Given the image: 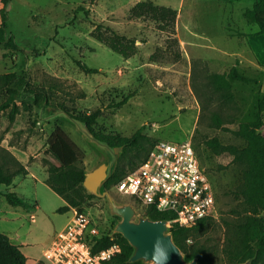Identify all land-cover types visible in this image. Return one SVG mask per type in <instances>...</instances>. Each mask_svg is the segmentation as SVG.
Here are the masks:
<instances>
[{
  "label": "rangeland",
  "instance_id": "1",
  "mask_svg": "<svg viewBox=\"0 0 264 264\" xmlns=\"http://www.w3.org/2000/svg\"><path fill=\"white\" fill-rule=\"evenodd\" d=\"M138 1L11 0L8 6L7 32L18 48L0 47V75H10L7 83L0 81V104L12 87L18 88L17 96L24 97L25 104L15 101L20 112L11 123V106L0 111V161L7 152L26 169L11 186H0V232L14 243H23L25 254L42 258L45 264L52 263L43 258L44 250L70 218L57 212L63 200L44 183L43 152L49 135L61 127L82 150L79 165L85 170L97 156L70 124L40 118L41 89L51 105L61 104L77 117L97 112L92 125L96 133L131 137L142 128V134L153 140H191L212 183L216 203L209 227L191 232L183 244L188 252L204 247L216 264H228L223 254L225 238L232 224L243 216V203L235 195L241 166L231 163L228 153L212 154L202 142L217 138L224 145L242 147L233 131L240 122L253 119L257 99L264 94V38L255 36L258 28L247 23L243 15L256 0H151L177 11L179 58L171 53L177 46L166 49L167 35L158 31L154 22L129 18L130 8ZM97 25L134 39L136 54L124 59L95 40L90 33ZM153 53L156 55L150 59ZM76 61L98 73H83ZM235 62L239 73L253 82L232 83L237 120L211 128L208 117L200 119L196 90L203 88L208 75ZM50 84L57 89L51 90ZM214 103L227 112L222 102L214 98ZM142 154L132 153V163ZM119 159L126 166L125 173L131 172L133 168L123 159L122 150L117 163ZM7 192H14L29 207L10 206L4 197ZM110 194L118 202L129 203V198L114 188ZM83 213L90 220V228L96 230L95 235L86 237L91 250L92 238L111 232L117 217L109 213L104 199L95 197L86 202Z\"/></svg>",
  "mask_w": 264,
  "mask_h": 264
},
{
  "label": "trees",
  "instance_id": "2",
  "mask_svg": "<svg viewBox=\"0 0 264 264\" xmlns=\"http://www.w3.org/2000/svg\"><path fill=\"white\" fill-rule=\"evenodd\" d=\"M11 0H0V47L17 49L18 45L14 37L7 32L8 6ZM244 18L247 23L253 24L258 28L255 36L264 38V0H256L244 11ZM129 18L146 19L154 22L158 31L167 35L168 50L171 46H177L173 57L179 58V44L175 37V24L177 11L165 6L154 4L151 0H141L136 2L129 10ZM90 35L105 45L112 52L128 59L136 54L135 40L120 36L108 27L97 25L91 31ZM156 53L150 55V59L155 57ZM77 67L85 74H96L98 70L87 67L80 61H76ZM10 75H0V81L8 82ZM55 81L53 78H49ZM238 81L241 83H251L252 79L243 76L237 70V63L221 67L216 72L207 76L205 85L201 90H196L198 101L201 105L200 119L208 117L209 127L221 128L224 124H233L237 120L238 108L234 101L232 92V83ZM20 86V85H19ZM24 87L21 86V88ZM51 90L57 89L55 84H50ZM41 89V88H40ZM7 99L0 104V111L11 106L8 113L9 122L20 112V108L15 101L18 99L25 104V98L17 96L18 88H9ZM43 94L40 97L41 105H50L61 108L70 114L81 124L86 125L94 139L105 144L110 150L116 147H122V157L130 161V166L135 168L147 157L149 151L158 140L142 134V128L136 130L131 137H121L118 135H104L94 132L92 125L95 123L97 112L89 115L75 116L69 113L61 104L51 105L44 96L45 92L41 89L38 92ZM209 93V95H208ZM131 97H125L120 104L123 105ZM38 98V96H37ZM214 98L222 102L226 108L213 104ZM264 112V94L257 99L256 112L251 121L240 122L237 130L233 131L242 142L243 146L224 145L217 138L205 139L202 144L204 148L214 155L228 153L232 156L231 163L241 166V180L236 188L235 195L243 203V216L240 222L232 224L230 233L225 238L223 254L228 264H241L247 259L252 258V264H264V121L262 113ZM225 115V117H223ZM143 152L138 157V161L132 163L131 154L134 152ZM44 163L46 165L47 177L45 184L58 195L66 204L57 209L60 214L67 213L72 208L83 212V207L89 199L95 196L89 194L83 187L85 168L79 165L83 152L74 142H72L61 127L57 126L49 135L47 147L43 152ZM126 166L119 159L113 175L106 182V189L111 193L114 185L125 175ZM20 174H25L23 165L9 153H4V158L0 161V186H11L14 178ZM6 202L12 207H29L25 201L18 197L14 192L4 194ZM96 198V197H95ZM143 215L150 216L153 220H170L167 214L157 213L154 209H145L134 202L128 200ZM211 218H204L198 221L190 228H181L175 225L171 226V232L176 245L185 253L186 260L197 258L199 264H216L204 247L194 248L188 252L183 244L191 232H201L206 230ZM116 244L120 252L100 264H142L141 262L129 263L128 258L131 255L132 248L120 234L109 233L101 234L99 237L92 238V254L100 250H105ZM23 243H14L5 233L0 232V264H45L41 260H36L22 251Z\"/></svg>",
  "mask_w": 264,
  "mask_h": 264
},
{
  "label": "built area",
  "instance_id": "3",
  "mask_svg": "<svg viewBox=\"0 0 264 264\" xmlns=\"http://www.w3.org/2000/svg\"><path fill=\"white\" fill-rule=\"evenodd\" d=\"M122 197L141 207L167 214L170 226L190 228L212 217L216 196L191 140L180 143L158 140L147 157L114 185ZM71 216L44 250L52 264H100L120 252L113 244L92 254L87 238L95 235L88 216L72 208Z\"/></svg>",
  "mask_w": 264,
  "mask_h": 264
},
{
  "label": "water",
  "instance_id": "4",
  "mask_svg": "<svg viewBox=\"0 0 264 264\" xmlns=\"http://www.w3.org/2000/svg\"><path fill=\"white\" fill-rule=\"evenodd\" d=\"M40 118L59 119L70 124L97 158L84 172L83 187L86 191L107 203L109 213L117 217L112 230L120 234L132 248L129 263L142 264H199L197 258L186 260L185 254L176 245L167 220H153L143 215L131 203L118 202L106 189L107 180L113 175L122 147L110 150L90 133L89 128L74 119L61 108L43 104L38 110ZM241 264H252V258Z\"/></svg>",
  "mask_w": 264,
  "mask_h": 264
},
{
  "label": "crops",
  "instance_id": "5",
  "mask_svg": "<svg viewBox=\"0 0 264 264\" xmlns=\"http://www.w3.org/2000/svg\"><path fill=\"white\" fill-rule=\"evenodd\" d=\"M17 159V158H16ZM24 167V169H26V167L25 166H23ZM46 177H47V173H46ZM46 177H45V180H46ZM44 183H45V181H44ZM48 187V186H47ZM50 189V188H49ZM51 190V189H50ZM52 191V190H51ZM66 203L63 201V206L65 205ZM36 208V207H35ZM66 214H68V215H70L71 216V211H68ZM63 228V227H62ZM44 253V252H43ZM35 259V258H34ZM36 260H42V258H38V259H36Z\"/></svg>",
  "mask_w": 264,
  "mask_h": 264
}]
</instances>
